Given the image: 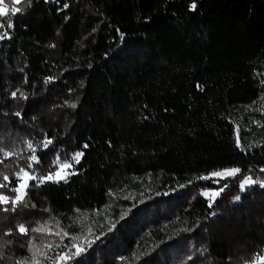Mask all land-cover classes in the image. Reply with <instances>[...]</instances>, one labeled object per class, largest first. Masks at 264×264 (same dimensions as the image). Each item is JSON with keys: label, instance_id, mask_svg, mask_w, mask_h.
<instances>
[{"label": "trees", "instance_id": "16d2710c", "mask_svg": "<svg viewBox=\"0 0 264 264\" xmlns=\"http://www.w3.org/2000/svg\"><path fill=\"white\" fill-rule=\"evenodd\" d=\"M3 5L0 264L264 256V0ZM78 152L67 182L13 201L21 169Z\"/></svg>", "mask_w": 264, "mask_h": 264}, {"label": "rangeland", "instance_id": "374dc122", "mask_svg": "<svg viewBox=\"0 0 264 264\" xmlns=\"http://www.w3.org/2000/svg\"><path fill=\"white\" fill-rule=\"evenodd\" d=\"M0 7L4 8V14L6 13L7 9L4 7V5H0ZM74 156V155H73ZM71 156V160H67V161H63V160H56L54 163V167L55 169H53L52 171L47 172L44 177H42L40 174L37 173V171L31 167V169H29L28 171H23L21 173H19L16 176V183H17V187L16 189H19V191H15V197L13 199L14 202L20 200L23 198V196L25 195V191L26 188L28 187V185L30 184V182H35V183H42V182H59V181H64L63 179H60V177H65L66 179L71 175L70 173H72L73 171V165H74V161H72V157ZM64 162H70L71 163V167L70 168H63L61 167V165ZM221 173H223L224 175L217 177L215 175H211L212 177L215 178H222L228 175L233 174V172H230V170H226V171H220ZM52 174L53 179L49 180L46 179L45 177H47L49 174ZM42 178H45L42 180ZM251 184V181L249 179H246L242 184L241 187L244 188L248 185ZM204 193H208L209 195H203L205 198H209L210 200H213L216 196H212L210 192H204ZM203 193V194H204ZM17 197H20V199H17ZM8 198L5 197V200H2V202H7ZM62 257H64L62 260H66V256L63 255ZM254 264H264V256L263 257H259L257 258V261Z\"/></svg>", "mask_w": 264, "mask_h": 264}, {"label": "snow or ice", "instance_id": "6c2138e0", "mask_svg": "<svg viewBox=\"0 0 264 264\" xmlns=\"http://www.w3.org/2000/svg\"><path fill=\"white\" fill-rule=\"evenodd\" d=\"M25 2L26 3H30V0H25ZM4 3V0H0V5H2ZM16 3L17 4H19L20 3V0H16ZM66 6V5H65ZM191 8L192 9H195L196 8V5L195 4H192L191 5ZM16 11H19V9H16V8H14L13 9V12H16ZM4 14V8L3 7H0V16H2ZM8 27H12V24L11 23H9L8 25H7ZM262 99H264V98H262ZM71 107H75V105L73 104V105H71ZM50 144H52V141L51 140H48L47 141V143H45L44 145H43V147L44 148H47ZM32 146L31 145H29V148H31ZM85 147H87V145H85ZM81 156H83V153L82 152H78V153H76L73 157H72V161H74L75 163H79V161H80V157ZM32 159L34 160V161H37L38 160V157L37 156H33L32 157ZM61 167H63V168H70L71 167V163L70 162H64L62 165H61ZM21 171H24L23 169H21ZM239 171V169H232V170H230V172H238ZM71 175H75L76 173L75 172H72V173H70ZM213 175H215V176H217V177H220V176H222V175H224L223 173H221V172H216V173H213ZM46 179H49V180H51V179H53V176H52V174L50 173L47 177H45ZM45 178H42V180L43 179H45ZM4 179H8V177L7 176H5L4 177ZM60 179H63L64 180V182H67V179L65 178V177H60ZM58 182V181H57ZM0 187H2V185H0ZM243 187V186H242ZM221 190H222V187H221ZM13 191H19V189H13ZM219 194V192H213V193H211V195L212 196H216V195H218ZM204 195H209L208 193H204ZM17 199H20V197H17ZM2 200H5V197L4 196H0V201H2ZM121 219H123V215L121 216ZM115 227V224H113V225H111V227L109 228V231H111L112 230V228H114ZM42 229H33V231H41ZM20 231H25V229H24V227L23 226H21L20 227ZM99 237H97V239H98ZM73 247H76L75 245H73ZM80 251V249L79 248H77V252H79ZM61 259H63L64 257H60Z\"/></svg>", "mask_w": 264, "mask_h": 264}]
</instances>
